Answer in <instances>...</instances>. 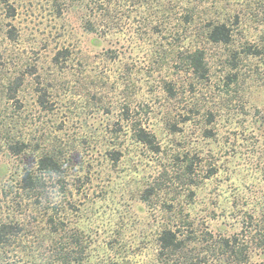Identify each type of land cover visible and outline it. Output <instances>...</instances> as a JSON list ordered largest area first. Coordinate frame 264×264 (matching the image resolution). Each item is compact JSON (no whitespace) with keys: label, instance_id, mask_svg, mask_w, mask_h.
Returning a JSON list of instances; mask_svg holds the SVG:
<instances>
[{"label":"rangeland","instance_id":"1","mask_svg":"<svg viewBox=\"0 0 264 264\" xmlns=\"http://www.w3.org/2000/svg\"><path fill=\"white\" fill-rule=\"evenodd\" d=\"M55 1L0 0V220L25 222L0 264L50 261L45 220L18 190L44 144L61 152L63 174L47 187H65L51 196L87 242L85 264H159L163 226L185 218L232 235L264 214V0H112L95 32L85 3L58 14ZM209 21L229 25L232 43L208 42ZM244 47L260 54H239L233 68ZM188 49L204 51L207 78L180 64ZM16 75L23 83L8 99ZM137 126L158 151L135 139ZM14 141L30 149L13 156ZM155 182L147 204L140 195ZM262 256L252 249L249 264Z\"/></svg>","mask_w":264,"mask_h":264},{"label":"trees","instance_id":"2","mask_svg":"<svg viewBox=\"0 0 264 264\" xmlns=\"http://www.w3.org/2000/svg\"><path fill=\"white\" fill-rule=\"evenodd\" d=\"M166 1L170 4V0ZM155 2L159 6L160 1L155 0ZM168 2L166 3L168 4ZM82 3H85V8L89 13L87 19H85V28L87 31L95 32L97 25H99L98 18L100 14L106 18L109 16L112 0H56L55 8L58 14H62L70 4L81 5ZM158 6L155 7L154 12L162 13V8ZM190 18H192V15H184L182 21L184 23L189 22ZM100 22H102V26L110 25L104 19ZM205 37L212 44L228 45L233 41V30L224 22L209 21L207 22ZM241 50L234 53L232 57L233 68L237 66L239 54L243 56H259L260 54L259 50L251 47H244ZM178 59L180 64L190 69L198 78H207L208 67L202 49L183 51L178 54ZM227 78L230 81L235 79L236 75H232L231 79L230 76ZM7 80L6 97L15 99L23 83V78L16 75ZM36 92L39 93V106L45 110L48 109L41 89L38 88ZM133 130L134 137L138 142L154 151H158L153 134L140 126L135 127ZM44 145L39 148L40 152L38 153L36 166L32 169H26L22 174L18 190L24 195L27 203L31 202L29 206L32 210L45 220L48 238L51 237L50 261L46 264H85L87 242L79 229H67L66 216L55 207L56 204L51 196V193L54 192L53 189L56 190L57 194H64L65 187L60 186L58 189L47 187L50 179H56L63 174V165L58 158L61 152L57 149L53 152L51 145ZM37 146L40 145L37 144ZM7 149L11 155L20 157L30 149V146L28 143L14 141L13 144L8 145ZM57 180L53 184H59L60 181ZM159 186L160 184L155 182L153 186L145 188L140 195L141 200L148 204L152 196L161 190L162 187ZM49 188H52V191ZM168 208H171V206L168 205ZM38 209L41 213L38 212ZM24 226V221L0 220V249L8 246L17 237L25 236ZM241 229L240 233L218 236L206 228L201 231L198 228L195 230L193 223L184 218L171 227H162L156 239V259L159 264H249L251 251L256 249L263 255L257 264H264V214L261 213L260 216L248 215L242 221Z\"/></svg>","mask_w":264,"mask_h":264}]
</instances>
